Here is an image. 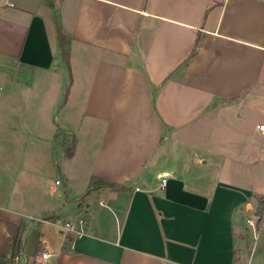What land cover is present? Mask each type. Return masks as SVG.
<instances>
[{"label": "crops", "instance_id": "0c3cea01", "mask_svg": "<svg viewBox=\"0 0 264 264\" xmlns=\"http://www.w3.org/2000/svg\"><path fill=\"white\" fill-rule=\"evenodd\" d=\"M260 123L264 0H0V264H235Z\"/></svg>", "mask_w": 264, "mask_h": 264}, {"label": "trees", "instance_id": "16d2710c", "mask_svg": "<svg viewBox=\"0 0 264 264\" xmlns=\"http://www.w3.org/2000/svg\"><path fill=\"white\" fill-rule=\"evenodd\" d=\"M56 39L60 48V52H61V56L62 59L64 61V63L68 66L69 64V47H68V38L66 36H64L60 30V28H57V34H56ZM194 49L192 51V53H194ZM74 151V144L68 146L66 148V156L70 157L73 154ZM91 184L93 186L96 185H101V186H106V187H110L112 189H123V186H120L117 183H113V182H107L105 180H102L100 178H96V177H91ZM90 191V190H89ZM89 191H87L86 193H88ZM258 203L260 205V209L258 210V215L261 217L264 213V195L261 197L257 198ZM48 217L44 218L47 219ZM24 229V226L21 225L20 227V231H22ZM22 248V238H21V232L18 233L15 242H14V248H13V253H12V261L10 262V264H17L15 262V258L18 256L19 252L21 251Z\"/></svg>", "mask_w": 264, "mask_h": 264}, {"label": "rangeland", "instance_id": "374dc122", "mask_svg": "<svg viewBox=\"0 0 264 264\" xmlns=\"http://www.w3.org/2000/svg\"><path fill=\"white\" fill-rule=\"evenodd\" d=\"M63 131H60V134H62ZM62 137V136H61ZM68 143H67V147L70 146V144H73V139L72 138H67ZM255 202V201H254ZM253 211H249L250 213H243L242 211L237 212V219L235 220V224L238 225V232L243 234L242 238H239L237 240V254H236V260H235V264H246L247 259L249 257V253H250V235H249V230L250 227H248V223L246 221L247 217L250 218V215H254L258 213V210L260 209V205L258 202L254 203V207H253ZM253 213V214H252ZM243 214V215H242ZM242 215V217H241ZM83 222L85 219L80 218ZM79 219V220H80ZM75 221V222H70V223H76L79 221ZM261 220V218L259 219ZM77 226V225H76Z\"/></svg>", "mask_w": 264, "mask_h": 264}, {"label": "built area", "instance_id": "2783aa9c", "mask_svg": "<svg viewBox=\"0 0 264 264\" xmlns=\"http://www.w3.org/2000/svg\"><path fill=\"white\" fill-rule=\"evenodd\" d=\"M258 130L264 134V123H260L258 125ZM165 181H166L165 177H161V185L162 186L165 184ZM56 183H59V181L57 180ZM254 218H255V222H252L251 218H248V217H247L246 221L250 226H252L253 228L256 229V223L259 221V219L261 217L258 214H254ZM83 225H84V222L81 219L77 222V224L76 223L73 224L70 222H66L64 224L66 229L71 230V231L76 232V233H79V234L83 232V229H84ZM46 256H47V253L45 251H43L39 254L38 259L39 260L45 259Z\"/></svg>", "mask_w": 264, "mask_h": 264}]
</instances>
